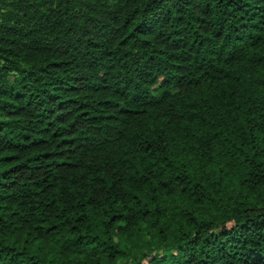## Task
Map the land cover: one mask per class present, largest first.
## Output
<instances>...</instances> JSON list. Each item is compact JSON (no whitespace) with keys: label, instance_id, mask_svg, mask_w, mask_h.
<instances>
[{"label":"trees","instance_id":"1","mask_svg":"<svg viewBox=\"0 0 264 264\" xmlns=\"http://www.w3.org/2000/svg\"><path fill=\"white\" fill-rule=\"evenodd\" d=\"M0 264H264V0H0Z\"/></svg>","mask_w":264,"mask_h":264}]
</instances>
